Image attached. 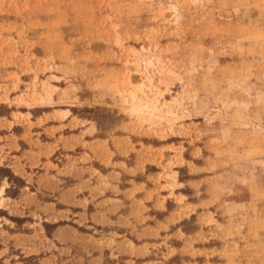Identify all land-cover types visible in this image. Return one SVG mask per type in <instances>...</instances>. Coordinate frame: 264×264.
<instances>
[{"label": "rangeland", "instance_id": "rangeland-1", "mask_svg": "<svg viewBox=\"0 0 264 264\" xmlns=\"http://www.w3.org/2000/svg\"><path fill=\"white\" fill-rule=\"evenodd\" d=\"M0 264H264V0H0Z\"/></svg>", "mask_w": 264, "mask_h": 264}, {"label": "bare ground", "instance_id": "bare-ground-1", "mask_svg": "<svg viewBox=\"0 0 264 264\" xmlns=\"http://www.w3.org/2000/svg\"><path fill=\"white\" fill-rule=\"evenodd\" d=\"M2 192H3V189H2V188H0V196H1Z\"/></svg>", "mask_w": 264, "mask_h": 264}, {"label": "crops", "instance_id": "crops-1", "mask_svg": "<svg viewBox=\"0 0 264 264\" xmlns=\"http://www.w3.org/2000/svg\"><path fill=\"white\" fill-rule=\"evenodd\" d=\"M3 195V194H2ZM2 195L0 197H2Z\"/></svg>", "mask_w": 264, "mask_h": 264}]
</instances>
